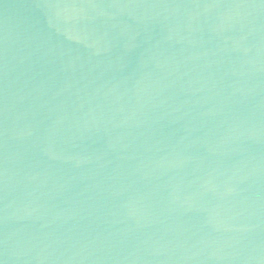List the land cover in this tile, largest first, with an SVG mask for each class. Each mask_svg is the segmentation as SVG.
Returning <instances> with one entry per match:
<instances>
[{
  "label": "water",
  "instance_id": "1",
  "mask_svg": "<svg viewBox=\"0 0 264 264\" xmlns=\"http://www.w3.org/2000/svg\"><path fill=\"white\" fill-rule=\"evenodd\" d=\"M0 264H264V0H0Z\"/></svg>",
  "mask_w": 264,
  "mask_h": 264
}]
</instances>
